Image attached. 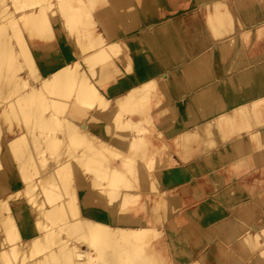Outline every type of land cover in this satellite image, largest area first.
<instances>
[{
  "label": "bare ground",
  "instance_id": "bare-ground-1",
  "mask_svg": "<svg viewBox=\"0 0 264 264\" xmlns=\"http://www.w3.org/2000/svg\"><path fill=\"white\" fill-rule=\"evenodd\" d=\"M192 1L205 11L211 33L196 30L183 35L172 20L161 26L159 0H0V45L7 47L6 51L0 50V264H161L167 255L170 257L173 246L186 242L173 230L177 223L184 224L189 219L181 195L188 190L197 195L201 178L204 182L216 178L225 185L226 175L220 169L251 176L255 171H264V166L257 167L264 159V55H251L243 43L244 38H251L252 43L257 35L264 34V21L249 27L242 25L235 10L238 0ZM262 1L252 14H261ZM88 5H96L100 19L110 23L109 43L101 44L102 38L92 40L84 32L79 36L85 28L88 33L93 30L92 23L93 27L88 25L92 19L87 25L83 22L86 27L80 32L72 28L74 32L62 33L61 42L42 40L49 27L60 30L78 21L76 14ZM59 7L64 11L61 18L57 16ZM131 21L140 29L135 35L129 29ZM131 36L140 52L137 58L147 63L121 86L113 70H104L103 62L111 58L109 53L124 47ZM239 39L242 43L223 65L221 57ZM207 51H214L215 63L209 74L190 88L178 75L186 72L193 79L196 70L203 68L196 59ZM59 54L63 57L59 58ZM18 56L28 64L17 62ZM7 58L5 67L2 60ZM37 58L42 62H36ZM173 76L175 81L166 86L165 79ZM167 93L168 100L164 97ZM201 93L208 98L194 99ZM139 102L150 109V104L165 106L155 113L159 126L154 135L152 122L149 129L139 126L145 125L148 118H140L144 106L140 107ZM136 103L142 111L132 109ZM261 105L263 108L254 110ZM90 107L94 110H85ZM77 108L90 113L87 123H79L85 122L86 116L82 121L78 115L79 122L74 114L70 116ZM149 108L150 114L145 115L150 117L154 109ZM55 117L58 124L65 120L67 127L54 129ZM11 118L17 120L16 127ZM220 122L224 123L222 127ZM131 129L135 132L122 143L119 136ZM76 135H81L78 146L74 144L78 151L67 154L71 149L67 148L69 139ZM165 136L172 140L179 161L170 159V153L166 161L153 159L147 164L138 162L146 155L144 152L130 158L134 147L149 141L159 144ZM144 138L149 141L141 143ZM59 142L67 143L66 147L61 145L66 149L53 151ZM161 146L156 150L158 155L166 154ZM205 150L211 153L205 154ZM191 151L203 155L201 160L195 162L194 154L189 156ZM104 152L126 161L118 169L116 165L102 164ZM134 162L139 165L130 168ZM165 165L179 170L172 175L165 170L167 176H162ZM152 167L154 170L147 173ZM187 171L195 173L196 179L177 184ZM130 172L123 188L118 181ZM143 177L146 183H138ZM132 183L133 187H129ZM253 187L242 189L235 183L221 191L213 189L210 196L221 200L232 190L235 196L259 200L264 205V191L257 193ZM107 196H116V206L102 214L107 209L99 202ZM146 199H150L149 206L141 207ZM70 209L76 214L69 215ZM196 211L189 212L197 214ZM246 217L253 219L252 215ZM233 218L234 215L227 219L234 222ZM161 223L162 228L158 227ZM203 224L194 225L204 228L206 223ZM229 225L234 227L233 235L220 237L227 245L221 250L226 257L239 259L242 264V249L247 255L257 252L248 264L261 261L264 240L257 241L264 237V221L259 228L251 226L245 234L241 232L245 223ZM192 234H188L190 238ZM150 250L152 253H148ZM184 256L174 255L176 264H184L188 260L182 262ZM204 261L201 253L195 264ZM218 263L222 264V258Z\"/></svg>",
  "mask_w": 264,
  "mask_h": 264
},
{
  "label": "rangeland",
  "instance_id": "rangeland-1",
  "mask_svg": "<svg viewBox=\"0 0 264 264\" xmlns=\"http://www.w3.org/2000/svg\"><path fill=\"white\" fill-rule=\"evenodd\" d=\"M159 1H161V4H160L159 9H158V11H159L158 12L159 13L158 23H160L161 26H164V24L166 22H168L169 20H172V21H175L179 25L183 35L189 36L193 32H195L196 30H200L201 32L205 31V32L211 33V29L209 27V24L207 23V16H206L205 11H203L200 7H198L194 3V1H192V2H191V0H159ZM258 2H260V0H238L237 1V5H236L237 9L235 8V10H237V13L240 17L242 25H246L249 27L253 24H257L261 21L262 22L264 21V1H262L261 7H262L263 11L261 12V14H259L258 16L252 14V13H255L253 11L256 10L255 5L258 4ZM44 3L46 4L47 2H44ZM260 4H261V2H260ZM61 9L62 8L59 7V13L57 15L58 18H61V15H64L63 14L64 11H61ZM78 14H79L80 19H78V21L75 19L76 21L72 22L70 26H67V27L64 26L60 30H58L56 27H52V28L49 27V29L47 30L48 35H44L42 40L45 39L46 42H48V39H49L50 42H52V43L55 40L61 42V41H63L62 36H61L62 33L69 32V31L74 32V30L72 28H74L75 31H77V30L79 31V29L84 30L83 28H85L86 26L82 25L83 22L85 25H87L90 22L89 19H92L88 25H90L92 23V25L94 26V28H92L93 30L89 27L90 31L91 30L92 31L90 33H88L89 31L88 32L85 31L87 29V28H85L84 31H81V32L79 31L81 34L79 33L80 35L79 34L78 35L80 37L84 36V35H86L88 37V35L89 36L91 35L92 40L102 38V40H104V42L101 44L105 45V44L109 43V41H108L110 39V36H109L110 28L108 27L109 22L107 21V19H104V20L100 19L96 5L85 6L83 10L81 9L80 12L76 14V16ZM80 14L81 15L84 14V16L83 15L81 16ZM247 16L249 18H247ZM82 17H85V19H88L89 21L86 20V22H85L84 21L85 19ZM81 18L84 20L82 21ZM236 21H237L236 22L237 24H240L238 22L237 18H236ZM80 22H81V26L79 25ZM92 25H90V26H92ZM129 25L131 26L129 29L133 35H135V33H137L140 30V29L136 28V22L135 21H131L129 23ZM77 26H80V28ZM97 31H98V33H97ZM83 32H84V35H82ZM85 32H86V34H85ZM99 32H101V33H99ZM92 33H93V36H95L96 38L92 36ZM95 34L96 35L98 34V35L96 36ZM86 36H85V38H86ZM16 38H18V37H16ZM16 38H14V40L18 41L19 39L16 40ZM91 38L89 37V40H91ZM130 38H132V39L127 41L125 43V46L120 48L117 52L111 51V52H114L112 55H111V53H109L111 58H107L108 60L107 61L105 60V62H103V65L106 66V67L103 66L104 70H110V71L113 70V73L115 75V79L119 80V84L121 86L125 85L126 81L129 78H131V76L135 75L136 72L139 73L141 71V68H140L141 65H143V64L146 65V63H147L143 59L137 58L136 54L140 53L139 49H138V47H135L136 44H134V43H136V42H135L133 36H131ZM86 39L88 40V38H86ZM110 40H112V39H110ZM240 43H242V41H240V39L234 41V43H232L230 51H227L226 56L221 57L220 62L223 65L228 64L232 53H234L237 50V47L240 45ZM243 43L245 44V46H247L249 48V53L251 55H253V56L264 55V34L259 35V36L257 35L254 42H252V43H251V38H244ZM57 48H58V46L55 47V49H57ZM55 49H53V50H55ZM0 50L6 51L7 47H5L4 45H0ZM143 52H145V50H143ZM54 53H57V52H54ZM34 55H36V54L34 53ZM106 55H104V56H106ZM217 55L219 56L220 52H217ZM36 56L39 57L40 55L37 54ZM41 57H43V55ZM60 57H63V54H59V58ZM113 57L115 60L113 59ZM39 58L36 59V62L41 63L42 61H40ZM78 58L79 57H77V59ZM215 58L216 57H215L214 51H211V52L207 51V52L203 53L202 55H200L196 59V62H198L199 65L203 66V68L197 69L198 71L196 70V75L193 79L189 78L188 75L186 74V72L185 73L182 72L178 76L185 79V81H187V83H188V86L190 88H192L193 85H195L198 81L205 78L209 74V72L211 71L212 65L215 63V60H216ZM8 59H10V58L2 60V61H4L5 67H6V61H8ZM20 61H24L25 65L28 64L24 60L23 56L22 57L18 56L17 62H20ZM11 63H12V61H10V64ZM78 68L79 67L77 66L76 70H78ZM188 68H190V67H188ZM23 70L26 71L27 69L26 70L23 69ZM31 70L32 69H30V71H29L30 73H32ZM33 70L36 71L35 68ZM76 70L74 69L75 72H76ZM27 72H28V70H27ZM173 81H175V76H173L172 78L170 77V78L165 79V82H166L165 84H167L166 86L169 87V85ZM131 82H132L131 83L132 85L135 84V82L133 80H131ZM68 92H70V91H68ZM67 95H70V93ZM95 96H94V98H95ZM164 97L166 100H168L169 94L167 93ZM202 97H204L206 99L208 98L205 93H201L199 96L195 95L194 99H196V98L202 99ZM210 101L213 102V98H211ZM92 102L93 101H91V104L95 103V102H93V103ZM138 105H140V107H141V105H143V104L139 102ZM138 105L136 103L135 106L133 105L134 107L133 106H131V107H132V109L134 108V110H136L135 107H137L141 110V108L138 107ZM150 105L152 106V109H154V110L150 109L149 106H147V105L146 106L150 110H152L151 112L154 114L150 115V117L147 116L148 114H150L149 110L146 106L143 105L144 107L147 108V110L143 107V111L141 110L142 113L141 112L140 113L144 114V115L147 114V115H145V116L141 115L140 118L141 117L142 118L148 117V118H147V121L142 120V122L146 121L145 125H144V123L142 124V122H140L142 125L139 124V126L140 127L141 126L142 127L147 126L145 128L149 129L150 125L152 124L153 126L151 125L150 128H151V130L152 129L154 130V131L153 130L151 131V133L153 132V135H154V133L157 132L158 126H159L158 122H156V120H154L155 119V117H154L155 113L160 112L165 106L163 105L164 106L163 107L159 104H150ZM263 106H264V104H263ZM263 106L261 105V106L255 107L254 110H258V109L260 110L261 108H263ZM204 108L205 107L202 106V109H204ZM82 109L84 110V108H82ZM83 110H81V108H77V111L74 110L75 112L74 111H73V113L70 112V116H73L72 114H74V116L76 118L79 115V117L81 118L82 121L84 120V118L86 116L85 122L84 121L81 122L79 117H77L78 121L77 120L76 121L77 122L80 121L79 123H87V120H86L87 115L90 113L86 112V111L83 112ZM85 110H87V111L89 110L91 112L94 110V107H90V109L87 108ZM64 111L65 110H63L62 112H64ZM136 111H138V109ZM144 111H148V112L145 113ZM76 113H77V115H76ZM81 113H84V114H82L83 117L81 116ZM140 113L137 112V114H139V115H140ZM48 115L49 114H46V116H48ZM134 115H135V113H134ZM139 115L134 116V117L139 118ZM146 118H144V119H146ZM11 120H12L13 127H16L17 126V120L12 119V118H11ZM53 121H55V123L52 122L53 123L52 126H54V129L59 130V129H62L64 127V125H65V127H67V125H68V124L66 125L65 120H61L60 121L61 124H58L59 122H58L56 117H55V120H53ZM223 125H224L223 122L219 123V127H222ZM127 127H128V129H130L129 126H127ZM173 128H175V126H173ZM51 129H53V128L52 127L49 128V130H51ZM132 129L129 133H128L129 130H125L126 133L123 132L124 134H121L119 136V140H121L122 143L128 141L129 136H131L135 132V130H132ZM190 133H191V136L195 135V132H190ZM70 134H71V132H70ZM144 140L143 141L141 140L142 141L141 143L149 141V140H147V138H144ZM79 142H81V135L72 136L68 142V145H70V146H68L67 143L63 144L64 142L63 143L59 142L58 144H60V145L57 144V146L56 145L53 146L52 149H53V151H56V150H59L58 149L59 147H60V149L64 148L63 146L61 148L62 144L65 147L67 145V148L69 147L71 149L70 150L68 149L69 152L67 150L66 153L68 152L67 154L70 153L72 155V153H76V151H78L76 149L78 148L77 146H78ZM192 143H194V144L197 143V140L194 139L192 141ZM74 144L77 146H74ZM149 144H150V146H149ZM149 144H146V145L144 144L143 146H139L137 148L134 147V149L131 150L130 158L135 157L136 154L144 152V153H146V155L139 158L140 161H138V162H140V163H146L147 164L148 161H152L153 159H154V161H156V160L157 161H166L167 159H169V157L167 158V156H169L170 154H171L170 159L174 158L176 160V162L180 160V158H178L176 156L174 146L172 144V140H169L168 136H165L161 139V142H159L160 145L158 143H154L151 141H149ZM161 144H164V146L166 148L163 145L161 146ZM157 145L163 147V149H165L166 154L162 153V154L158 155L156 150H158L159 146H157ZM136 146H138V145H136ZM52 149H51V151H52ZM64 149H66V148H64ZM205 151H206L205 154L211 153L210 150L209 151L205 150ZM168 153H170V154H168ZM193 154H194V161L195 162L200 161L201 158L203 157V155H200V154L197 155L196 151H191L189 156H191ZM101 156L103 157V159H101L102 164H111L113 166L116 165L115 167L117 169L121 168L122 165L124 164V162L126 161V159H124V158H120V157L115 156V155H109L107 152H104ZM216 156L217 155H215V157ZM244 156H245V154L241 155V157H244ZM216 158H218V156ZM38 160H40V159H38ZM174 161H172L171 163H173ZM138 165L139 164L134 162V165L130 168L136 167ZM129 166H130V164H129ZM263 166H264V159L261 160L260 164H258L257 167H263ZM157 167H159V166H156V168ZM182 168H185V166L184 165L181 166V169ZM162 169H163L161 171L162 176H167V173L165 170H170L171 171L170 175H172L175 171L179 170L175 166L168 167L166 165L163 166ZM152 170H154V167L149 168V171L147 173H149ZM229 170L232 171L231 169H229ZM220 171H221V173L224 174V176L226 175V180L224 182L225 185L219 184L218 182H216V178L212 182H204L203 181L204 178H201L200 183L202 184V187H200L201 189L198 191L197 195H194L195 193H193L192 190H188L186 195H181L186 202L185 209H187V212L189 214V219H188V221L186 220V223H184V224L182 222L177 223L176 224L177 228H175L173 230L176 232V234L181 236L182 239H185L186 242L182 243V244L181 243L176 244V246H173V249H171V251H170V257L171 258L169 257V255H167V257L165 259L163 258L164 261L161 262V264H176L175 258H173V256L177 255V254L178 255L179 254L180 255L181 254L186 255V257L184 256L181 258L182 262L185 259H188L184 264H195L198 256L201 253L204 254V260H205L204 262L205 263H203V264H219L218 262H219V259H221V258H222V264H239V261H238L239 259L236 260L235 258H233V259L229 260L226 257V254H224L221 251L223 248H226L227 245L224 242H222L220 237H222L224 234H226L227 237H230L233 235V228L234 227L230 226L229 225L230 223L231 224H237L238 222L245 223L244 227L241 230V232L243 234L249 232V230L251 229V226H253L254 224H255L254 226L256 228H259L261 226V222L264 221V205H262L259 200L248 201L247 198H243L242 196H235V192L232 190L229 191L230 194H228L226 197L221 199L223 201H221L220 199H217V198H213L210 195H212L213 189L221 191V190H224L228 186L235 184V183H239L241 185L242 189H243V187L247 188V186L248 187L254 186L253 190H255V192H257V193H259L261 191L263 192L264 191V171L263 172L255 171L254 175H252V176H251V174L249 175V174H246L245 172H242V173L231 172L229 174L228 171H225L224 169H220ZM103 173H105V172H103ZM104 175L105 174H103V176ZM129 175H131V172L128 174V176L123 175L120 178V180L118 181V183L123 185V188H126V180L129 178ZM194 178L196 179L195 173L191 174V172L187 171V173H185L183 175V177L179 180L180 183L178 182L177 184H182V183H188L189 184L193 181ZM145 181H146V179L143 177V178H141V181L138 183L143 184V183H146ZM129 187H133V183L130 184ZM238 191H240V190H238ZM25 197L27 199L29 198L28 196H25ZM25 197H22V199H21L22 202H24L26 200ZM210 198H212L213 200H211ZM22 202L20 201V203H22ZM99 203L103 209H107V210L103 211L102 214H104V213L106 214L107 213L106 211L111 212L116 206V196H107L106 198H103L101 200V202H99ZM149 203H150V199H146L140 203V206L141 207L147 206V204L149 206ZM158 204H161V203H158ZM205 204H208L206 208L203 207ZM188 210L189 211L190 210H192V211L197 210L196 211L197 214H192ZM232 211H234L236 213H234ZM35 212H38V211L35 210ZM35 212L33 211L34 215L37 214ZM117 212L118 211H116L115 213H117ZM118 213H121L122 215L126 216L125 213H123V212H118ZM74 214H76V213L71 211V209H70L69 215L72 216ZM246 214L252 215L253 219H251L249 217L248 218L246 217V219H244ZM233 215L235 216V218H233L235 221L231 222L227 218L232 217ZM200 222L202 224L206 223L204 228H201L199 225H197V226L194 225L195 223H200ZM163 224L164 223H161V225H159L158 227L162 228ZM192 232H193V234H192ZM188 234H192L193 236L190 238V236ZM208 237H209V239H207ZM263 240H264V237H259L257 243H260ZM198 242H201L200 244H198L200 246L195 245ZM158 252H159V249H158ZM148 253H152L151 250L148 251ZM175 253H177V254H175ZM159 254H160V252H159ZM214 255H215V257H214ZM240 255L243 256L242 264H248L251 258H253L254 256H257V252L253 251L247 255V253L244 250L240 249ZM262 257H263V259L261 261H258L257 264H264V252H263Z\"/></svg>",
  "mask_w": 264,
  "mask_h": 264
}]
</instances>
